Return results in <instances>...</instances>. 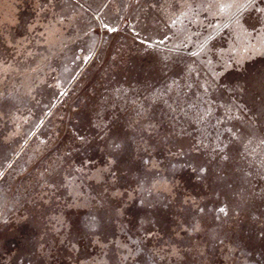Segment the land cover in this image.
<instances>
[{"label": "rangeland", "instance_id": "obj_1", "mask_svg": "<svg viewBox=\"0 0 264 264\" xmlns=\"http://www.w3.org/2000/svg\"><path fill=\"white\" fill-rule=\"evenodd\" d=\"M87 2L94 7L99 0ZM153 2L111 0L103 18L116 31L98 22L91 32L65 24L71 39L61 50L39 39L41 26L55 13L80 12L77 0H0V264H264V173L257 167L244 176L243 161L224 162L212 144L217 135L229 140L226 129L248 120L260 136L255 116L238 109L264 101V53L228 69L209 97L188 109L184 102L197 103L198 90L175 76L172 50L181 26L164 39V21L152 24ZM76 26L84 27L79 20ZM137 33L152 40L144 44ZM25 39L34 53L27 60L17 56ZM88 49L94 55L85 60ZM162 92L184 112L153 99ZM204 111L201 123L194 114ZM149 121L160 127L142 131ZM198 139L205 144L200 152L191 147ZM253 150L259 152L255 143ZM112 151L115 180L65 184L67 164L45 173L58 158L105 168ZM205 161L207 174L199 171ZM41 173L53 176L55 187L43 185ZM161 177L171 191L151 186ZM113 191L122 193L119 214L111 208Z\"/></svg>", "mask_w": 264, "mask_h": 264}, {"label": "snow or ice", "instance_id": "obj_2", "mask_svg": "<svg viewBox=\"0 0 264 264\" xmlns=\"http://www.w3.org/2000/svg\"><path fill=\"white\" fill-rule=\"evenodd\" d=\"M135 2L136 0H132V3ZM110 3L111 0H99V2H95L93 7V4L88 3L87 0H85V3H80L77 0L75 7L79 8L80 12H75L74 10L71 17L59 13L53 14L47 24L41 26L43 31L39 33V39L52 48L60 47L62 50L63 47H66L65 40L71 39V37L65 36V24L72 25L76 32H82L84 29L87 32H91L93 30L92 24L98 22L99 26L116 31V29L110 28L109 23L103 18L106 10L110 7ZM132 3L121 5L117 8V12L122 8H130ZM148 7L155 9L158 14V18H154L152 24H159L162 19L164 27L168 28V35H165L164 39H173L175 34L172 33V28H176L178 24L181 26L179 28L180 38H177V44L172 50L179 58L177 62L178 70L175 72V76L185 81L188 88L194 87L198 90L193 93L197 103L189 104L187 101L184 102V107L188 109L198 108L203 98L209 97V90L217 86L218 78L228 69L242 63L254 53H264V0H171V2L163 4L160 0H154ZM77 20L83 23V28L76 26ZM150 26L145 25L142 31L147 33ZM134 31L136 30L134 29ZM137 37L144 44H148L152 40L151 35L144 38L137 33ZM30 44L31 41L27 39L19 43L17 56L24 60L33 56L34 53L29 47ZM81 51L85 50L81 49ZM87 51L88 55L83 57L85 60L90 59L94 55L91 49ZM181 53L184 55L181 56ZM79 58L77 57V59ZM41 59H46V57ZM180 60L183 61V64L179 62ZM189 81L190 83H187ZM176 82V80L172 81L173 84H176ZM165 96H168V93L162 92L154 94L153 99L162 101L167 105L170 112L177 114L184 112V107H181L177 100H172V103H168L171 97L168 96V99H164ZM238 112L255 116V121H258L260 136L257 137V123L253 120H248L247 123L241 124L239 127L234 124L226 129V132L230 134L229 140L226 141L220 135H217L216 139L212 141L214 145L213 152L215 156H218L224 162H228L233 158L243 161L244 167L240 168V172L244 176H253L257 167L259 172L264 173V101L261 102L259 107L253 105L252 108L241 104ZM208 114V111H204L203 115H199V113L194 115L202 123ZM137 117L138 120L143 118L139 113H137ZM240 119L241 117L238 116L237 120ZM172 122L176 123L175 115L172 117ZM134 123L136 122L134 121ZM159 127V123L153 124L149 121L141 126V130L156 131ZM78 138L81 141L84 140L83 136ZM253 143L256 144L259 152L255 150L249 151V146ZM112 147L118 149L121 145L114 144ZM191 147L195 151L200 152L205 147V144L198 139ZM250 157L252 159H249ZM117 158V152H109L107 166L101 169L89 168L83 161H80L79 166H77L70 159L58 158L56 167L53 168L50 165L49 169H45V173L49 171L55 172L57 168L67 164L66 171L61 173L62 183H73L77 177L93 179L102 183L105 181L106 176H112L114 180L116 179L111 169L115 165ZM210 170L211 164L208 161L199 166L201 173L207 174ZM45 173L40 174L42 184L49 185L51 182V186L55 187V178L53 176H45ZM147 181L148 176H143L140 180V187L143 188V184ZM151 186L171 191L163 177L153 179ZM121 195L122 193L118 191L112 192V197L115 199L111 202V208L117 214L120 213L122 208L119 201ZM199 211L203 212L204 209L201 208ZM220 211L224 212L225 209L222 207ZM148 235H151V233H148ZM123 247L126 248L127 245ZM170 247L172 249L171 255H179V251L174 245H170ZM157 254L153 250V255ZM162 259L164 257H161Z\"/></svg>", "mask_w": 264, "mask_h": 264}]
</instances>
